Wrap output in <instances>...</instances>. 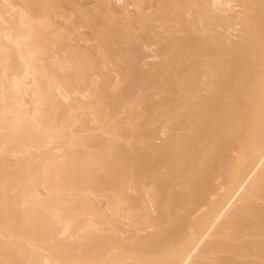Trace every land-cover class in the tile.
Listing matches in <instances>:
<instances>
[{"label": "bare ground", "instance_id": "1", "mask_svg": "<svg viewBox=\"0 0 264 264\" xmlns=\"http://www.w3.org/2000/svg\"><path fill=\"white\" fill-rule=\"evenodd\" d=\"M0 264H264V0H0Z\"/></svg>", "mask_w": 264, "mask_h": 264}]
</instances>
